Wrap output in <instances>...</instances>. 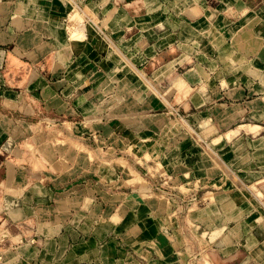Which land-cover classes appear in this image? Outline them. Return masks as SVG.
I'll use <instances>...</instances> for the list:
<instances>
[{
	"label": "crops",
	"instance_id": "1",
	"mask_svg": "<svg viewBox=\"0 0 264 264\" xmlns=\"http://www.w3.org/2000/svg\"><path fill=\"white\" fill-rule=\"evenodd\" d=\"M262 197L264 0H0V264H264Z\"/></svg>",
	"mask_w": 264,
	"mask_h": 264
},
{
	"label": "rangeland",
	"instance_id": "2",
	"mask_svg": "<svg viewBox=\"0 0 264 264\" xmlns=\"http://www.w3.org/2000/svg\"><path fill=\"white\" fill-rule=\"evenodd\" d=\"M76 12H77V11H76ZM78 14H79V13L77 12V13H76V17H78V19H79L80 17H79ZM77 34H78V31H76V30L72 33L73 36H75V35H77ZM196 130H197V129H196ZM132 157H133V156H132ZM147 157H148V159L150 158V156H147ZM134 159H140V156H137V157L134 158ZM151 166H152V163H150V167H151ZM151 171H152V170H151ZM151 171H150V174H148L149 177H151V173H153V172H151ZM144 172H145V170H144ZM228 174H231V173L228 171ZM262 198H263V200H264V197H262Z\"/></svg>",
	"mask_w": 264,
	"mask_h": 264
},
{
	"label": "built area",
	"instance_id": "3",
	"mask_svg": "<svg viewBox=\"0 0 264 264\" xmlns=\"http://www.w3.org/2000/svg\"><path fill=\"white\" fill-rule=\"evenodd\" d=\"M76 7H77V5H76ZM5 237H6L5 231L0 229V243L5 240ZM0 260H1V255H0Z\"/></svg>",
	"mask_w": 264,
	"mask_h": 264
}]
</instances>
